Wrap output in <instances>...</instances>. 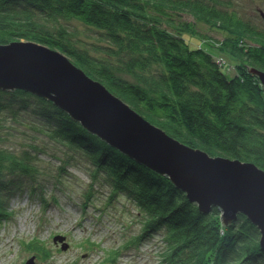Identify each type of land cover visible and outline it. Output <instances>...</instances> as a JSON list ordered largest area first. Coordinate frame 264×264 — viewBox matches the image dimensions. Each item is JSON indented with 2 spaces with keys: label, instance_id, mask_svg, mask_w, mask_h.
<instances>
[{
  "label": "trees",
  "instance_id": "1",
  "mask_svg": "<svg viewBox=\"0 0 264 264\" xmlns=\"http://www.w3.org/2000/svg\"><path fill=\"white\" fill-rule=\"evenodd\" d=\"M230 6V0H0V44L34 41L59 50L181 142L264 169V88L250 72L264 70V25ZM84 33L96 38L92 47ZM195 36L201 43L192 46ZM228 57L234 73L223 61ZM17 128L62 147L50 158L64 173L84 162L91 181L83 204L96 193L108 202L132 201L136 232L122 249L158 235L153 264H264L260 230L246 215L223 225L218 207L201 212L168 176L110 146L52 101L20 89H0V217L8 215L5 192L21 189L20 177L36 180V160L48 154L37 136L21 150L10 145ZM31 188L48 203L44 185ZM27 248L41 259L52 255L40 241ZM122 249L105 261L116 264Z\"/></svg>",
  "mask_w": 264,
  "mask_h": 264
},
{
  "label": "water",
  "instance_id": "2",
  "mask_svg": "<svg viewBox=\"0 0 264 264\" xmlns=\"http://www.w3.org/2000/svg\"><path fill=\"white\" fill-rule=\"evenodd\" d=\"M264 88V70L250 67ZM0 89L25 90L52 101L89 132L151 170L166 175L201 212L218 207L223 225L245 214L264 248V169L212 156L150 122L65 53L34 41L0 44ZM55 243L66 250V237ZM24 264H36L31 257Z\"/></svg>",
  "mask_w": 264,
  "mask_h": 264
},
{
  "label": "rangeland",
  "instance_id": "3",
  "mask_svg": "<svg viewBox=\"0 0 264 264\" xmlns=\"http://www.w3.org/2000/svg\"><path fill=\"white\" fill-rule=\"evenodd\" d=\"M230 1L231 9L242 17L264 25V0ZM201 28L217 39L223 37L220 31ZM81 38L89 47L96 41V38H90L85 33L81 34ZM189 39L192 46L201 43L196 36ZM99 55L102 56L101 53ZM223 61L234 73L235 62L229 57ZM22 129L17 128L20 132L11 130L13 134L7 137L10 145L21 150L27 142L32 141V137L37 136L38 142L47 147L48 154L40 155V160H36L35 165L40 171L36 180L20 177L21 189L5 192L9 197L8 215L0 220V264H24L31 257H35L36 264H111L105 261L109 253L122 249L136 232V223L131 222L132 214L135 216L136 212L132 201L121 197L118 201L108 202L106 194L97 196L96 193L93 201L83 204L91 181L84 162L68 167L64 173L58 167L59 161L50 158L62 147L58 148L45 136L38 137L33 130L24 129L31 132L29 136ZM56 179L61 183L56 185ZM32 184L38 188L41 185L47 187L43 194L49 199L48 203L42 201L39 190L31 192ZM53 185L56 188L53 189ZM52 195L57 202L51 199ZM56 235L66 237L69 243L66 250L61 249L60 243L54 242ZM159 237L155 235L138 247L133 245L122 249L116 264H153L157 257L156 250L160 248ZM32 240L45 244L52 251L51 257L41 259L29 250L27 244Z\"/></svg>",
  "mask_w": 264,
  "mask_h": 264
},
{
  "label": "bare ground",
  "instance_id": "4",
  "mask_svg": "<svg viewBox=\"0 0 264 264\" xmlns=\"http://www.w3.org/2000/svg\"><path fill=\"white\" fill-rule=\"evenodd\" d=\"M132 159H133V158H132ZM133 160H135V159H133ZM135 161H136V160H135ZM136 162H137V161H136ZM45 189H47L46 186H45ZM45 189H44V192H45ZM30 190H31V192H33L32 188H31ZM219 209H220V208H219ZM11 213H12V212H11ZM240 214H243V213H240ZM240 214H239V215H240ZM239 215H238V216H239ZM244 215H245V214H244ZM5 217H6V216H5ZM237 218H238V217H237ZM237 218H236V219H237ZM1 219H2V217H0V220H1ZM236 219H235V220H236ZM248 219H249V218H248ZM235 220H234V221H235ZM234 221H233V222H234ZM250 222H251V221H250ZM251 223H252V222H251ZM254 225H255V224H254ZM62 236H63V235H62ZM260 240H261V233H260ZM66 242H67V240H66ZM67 243H68V242H67ZM68 244H69V243H68ZM263 249H264V248H263Z\"/></svg>",
  "mask_w": 264,
  "mask_h": 264
}]
</instances>
